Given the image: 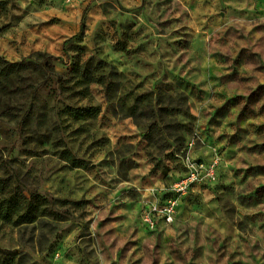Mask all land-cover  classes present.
Returning <instances> with one entry per match:
<instances>
[{
  "label": "rangeland",
  "instance_id": "374dc122",
  "mask_svg": "<svg viewBox=\"0 0 264 264\" xmlns=\"http://www.w3.org/2000/svg\"><path fill=\"white\" fill-rule=\"evenodd\" d=\"M0 264H264V0H0Z\"/></svg>",
  "mask_w": 264,
  "mask_h": 264
},
{
  "label": "built area",
  "instance_id": "2783aa9c",
  "mask_svg": "<svg viewBox=\"0 0 264 264\" xmlns=\"http://www.w3.org/2000/svg\"><path fill=\"white\" fill-rule=\"evenodd\" d=\"M186 173L179 178L172 186V190L176 194L184 195L190 188L202 182H213L216 177V163H191L186 164ZM175 211V203L167 202L165 205H150L143 213L145 221L153 226L151 216L155 215L158 218L169 222L172 220V215Z\"/></svg>",
  "mask_w": 264,
  "mask_h": 264
},
{
  "label": "trees",
  "instance_id": "16d2710c",
  "mask_svg": "<svg viewBox=\"0 0 264 264\" xmlns=\"http://www.w3.org/2000/svg\"><path fill=\"white\" fill-rule=\"evenodd\" d=\"M50 59L53 60V61H57V62H62L63 61V59L60 58V57H51ZM44 68H47V66L45 65Z\"/></svg>",
  "mask_w": 264,
  "mask_h": 264
}]
</instances>
